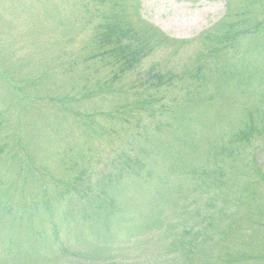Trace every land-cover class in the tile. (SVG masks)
<instances>
[{
    "label": "rangeland",
    "instance_id": "obj_1",
    "mask_svg": "<svg viewBox=\"0 0 264 264\" xmlns=\"http://www.w3.org/2000/svg\"><path fill=\"white\" fill-rule=\"evenodd\" d=\"M232 261L264 264V0H0V264Z\"/></svg>",
    "mask_w": 264,
    "mask_h": 264
},
{
    "label": "trees",
    "instance_id": "obj_2",
    "mask_svg": "<svg viewBox=\"0 0 264 264\" xmlns=\"http://www.w3.org/2000/svg\"><path fill=\"white\" fill-rule=\"evenodd\" d=\"M111 19H110V21L109 22H107L106 23V25L104 26L105 28H106V32H105V35L103 36L105 39H109V38H115L116 37V35L117 34H120V33H122V35H124V36H126V37H130V36H132V34L133 33H131L130 32V27L131 26H129V24L127 25L128 27L126 28V29H124L123 28V24L119 21L118 23H116V24H111V22H114V21H111L112 20V17H110ZM226 34L229 36L230 35V32H228V30L227 29H225V33H224V35L222 36V35H217V36H213V39L214 40H220V39H223L225 36H226ZM227 36V37H228ZM229 38V37H228ZM116 39V38H115ZM120 38H118V39H116L117 40V42L119 43V40ZM139 41H140V39H139ZM103 43V42H102ZM137 48H134V47H132V49H133V51H131V52H129L128 50H126V48H125V50H122L121 51V53H120V55L121 54H125V53H127V54H125L124 56H126L127 58H128V60L126 61V63H124L122 60H118L117 62H119V63H121V65L123 66L122 67V69H126V68H128V67H130V68H133L134 66L136 67V64L138 63V58H139V60H141L144 56H145V54H144V52H143V48H141V46L139 45V43L138 44H136L135 45ZM152 49H148V50H146V54L148 53V52H150ZM123 62V63H122ZM198 70V72H199V74H201L202 73V70H203V68H200V69H197ZM159 78H161V77H159ZM249 85V84H248ZM144 86H146V84H144ZM244 86H247V85H244ZM140 122L141 121H143V120H139ZM133 162L135 163V160L133 159ZM181 244H183V243H181ZM180 246V245H179ZM243 257V256H242ZM229 264H238V262H234V261H232V262H230Z\"/></svg>",
    "mask_w": 264,
    "mask_h": 264
}]
</instances>
